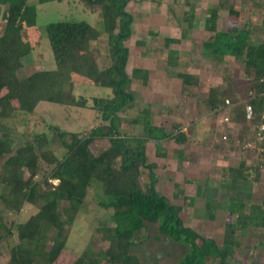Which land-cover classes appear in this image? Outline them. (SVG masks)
<instances>
[{
	"label": "trees",
	"instance_id": "1",
	"mask_svg": "<svg viewBox=\"0 0 264 264\" xmlns=\"http://www.w3.org/2000/svg\"><path fill=\"white\" fill-rule=\"evenodd\" d=\"M50 1L54 0H39L40 3ZM81 1L86 9L99 12L104 28L76 21L48 25L56 69L27 75L26 65L32 61L34 46L25 37L24 23L32 8L29 0H0L5 21L0 32V94L7 91L0 97V120L10 119L18 110L34 115L41 103L59 105L65 110L86 108L88 101L75 93L73 75L96 87L112 90L110 97L93 99L90 108L95 112L94 119L88 127L71 132L69 139L68 132L58 124H50L48 132L35 133L32 138H17L12 128L0 124V204L9 215H20L28 204L37 206V212L29 219L11 221V224L0 211V243L8 244V264H56L95 181L111 197L110 201L99 203L104 209L113 210L112 225L104 228L109 246L98 251L88 248L72 264H143L135 253L138 244L143 242H137V236L154 224L159 233L156 239L164 237L189 248L176 264H232L231 259L240 246L236 231L245 233L251 227L264 228V197L261 204L251 205L249 214L240 197L227 204L231 206V213L238 212L240 218L236 225H227L222 243L186 224L180 215L181 208L158 191L157 166L149 162L147 145L154 140L161 146L165 139L185 145L189 139L187 134L181 131L172 134L162 129L161 135H153L149 132L152 127L146 124L147 136L138 137L124 133L120 125L119 114L135 101L130 90L132 80L127 73L128 42L135 21L126 10L130 0ZM192 16L194 28L212 34L200 41L199 52L221 62L241 61L248 71L245 80L225 77L224 86L212 88L206 100L208 109L216 116L229 112L231 121L241 125L245 134L241 139L244 149L248 132L253 135V128L261 122L264 19L261 25L248 21L240 26L232 16L219 26L217 18L196 17L192 7L185 16L186 25ZM139 72L147 76L146 71L137 69L134 77ZM245 105L254 107L251 123L246 120ZM98 140H108L110 150L92 149V143ZM54 146L64 149L65 154L59 156ZM260 167L261 163L256 162L231 169L232 184L258 182ZM24 169L30 174L28 179L22 177ZM144 169L149 170L151 178L146 188L142 182ZM253 172L255 177L251 176ZM40 175H43L41 182L36 180ZM51 180H58L59 184L53 186ZM42 182L49 189L42 190ZM53 230L56 235L50 240L48 235ZM14 235L17 236L15 243L12 242Z\"/></svg>",
	"mask_w": 264,
	"mask_h": 264
},
{
	"label": "rangeland",
	"instance_id": "2",
	"mask_svg": "<svg viewBox=\"0 0 264 264\" xmlns=\"http://www.w3.org/2000/svg\"><path fill=\"white\" fill-rule=\"evenodd\" d=\"M261 1L130 0L126 8L135 19L128 42L130 57L127 66L132 80L130 90L135 101L119 114L122 131L146 137L148 132L144 126L147 124L152 127L149 132L153 135H161L162 129L167 133L179 134L181 131L189 135L185 145L171 139L163 140L161 146L154 140L150 141L147 145L149 162L157 166L159 193L181 208L180 215L186 224L220 243L226 237L227 225H236L240 218L238 212L231 213L229 210L231 206L227 204L231 200L242 198L246 214L250 213L252 204L263 202L264 164L256 158L255 152L242 148L244 130L237 123L224 121V114L229 112L216 116L206 105L210 90L223 87L225 77L245 80L248 71L241 61L221 62L199 52L200 35L197 39L189 40V35L194 34L195 18L189 17L186 25L185 16L194 7L196 17L217 18L219 26L232 16L240 26L248 21L261 25L264 19V2L258 6ZM29 4L32 11L24 23V31L34 50L32 61L26 65L27 75L56 69L47 34L48 25L76 21L104 28L99 12L86 9L81 0L46 3L29 0ZM4 27L5 21L0 11V32ZM204 35L210 38L212 34ZM258 37L255 38L258 40ZM137 69L146 71L147 76L139 72L134 77ZM72 80L76 83L77 97L88 101L86 108L65 110L59 105L41 103L34 115L18 110L10 119L0 120V124L12 128L17 138H32L35 133L48 132L50 124H58L68 132L69 139L71 132L91 124L95 117V112L90 108L94 104L93 99L112 95L111 89L96 87L80 76L73 75ZM6 93L4 91L0 97ZM12 101L17 105L15 99L12 98ZM91 147L95 151L110 150V142L98 140ZM54 150L59 156L66 152L57 146H54ZM256 162L261 163L258 182L250 180L232 184L231 169H238L243 163L250 166ZM251 176L255 177L256 172ZM22 177H30L26 169L22 171ZM36 180L41 182L43 175ZM142 182L145 188L150 185L149 170H143ZM50 183L56 186L59 181L51 180ZM41 188L44 191L49 189L43 182ZM192 198L195 200L191 203ZM110 200L100 183L95 181L84 208L70 228L67 247L56 264H72L88 248L98 251L103 246H109L104 228L112 225L113 210H106L99 203ZM0 211L11 224V221L29 219L37 212V206L28 204L20 215H9L5 214L4 205L0 204ZM156 227L154 224L137 236V242H143L138 244L135 253L143 264H176L189 252V248L164 237L156 239L159 236ZM55 235L56 231L53 230L48 238L51 240ZM236 235L240 246L231 259L232 264H264V228L251 227L245 233L238 229ZM16 241L17 236L14 235L12 242ZM50 246L51 242L48 244ZM9 260L8 244L0 243V264H8Z\"/></svg>",
	"mask_w": 264,
	"mask_h": 264
},
{
	"label": "built area",
	"instance_id": "3",
	"mask_svg": "<svg viewBox=\"0 0 264 264\" xmlns=\"http://www.w3.org/2000/svg\"><path fill=\"white\" fill-rule=\"evenodd\" d=\"M263 99H264V92H263ZM227 104L229 105L230 101H227ZM254 112L255 110L252 105H245V114L248 123L252 122L254 118ZM224 121L230 124L232 123L230 119V115L228 113L224 114ZM248 127H250V125ZM253 131H254L253 135L250 134V132H248V136H247L248 139L244 142V149L255 152L256 158L262 164H264V102H263V108L261 114V122L253 128Z\"/></svg>",
	"mask_w": 264,
	"mask_h": 264
},
{
	"label": "crops",
	"instance_id": "4",
	"mask_svg": "<svg viewBox=\"0 0 264 264\" xmlns=\"http://www.w3.org/2000/svg\"><path fill=\"white\" fill-rule=\"evenodd\" d=\"M193 33H194V34H191V36L189 35V38H190V39H189V38H188V39H189L190 41L193 40V39H197L199 35H200V36H199L200 39H201V38L203 39V38L205 37L204 32H203L202 30H197L196 27H195V30L193 31ZM196 37H197V38H196ZM186 133H187V132H186ZM187 135H188V134H187ZM188 136H189V135H188ZM182 156H184V155L182 154L181 157H182ZM182 158H183V157H182Z\"/></svg>",
	"mask_w": 264,
	"mask_h": 264
}]
</instances>
